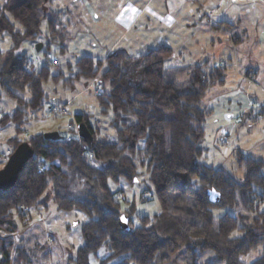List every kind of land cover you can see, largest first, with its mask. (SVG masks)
<instances>
[{
    "label": "trees",
    "instance_id": "obj_1",
    "mask_svg": "<svg viewBox=\"0 0 264 264\" xmlns=\"http://www.w3.org/2000/svg\"><path fill=\"white\" fill-rule=\"evenodd\" d=\"M2 1L0 33L10 35L12 47L0 49V98L15 101L17 108L0 117V126L14 124L19 133L28 113L44 105L43 84L51 79L57 83L63 74L57 71L52 76L50 67H59L56 60L55 65L44 61L38 71L28 69L26 55L18 50L24 42L44 40L47 50L56 46L62 53L66 32L58 13L47 11L48 0ZM171 56L172 49L161 45L137 58L115 51L104 60L83 57L66 63L69 72L78 70L75 79H97L100 113L110 116L115 140L99 137L90 114L81 113L70 126L84 124L92 137L90 146L81 139L45 140L42 134L6 141L9 155L21 143H27L33 155L15 185L0 191V264H30L31 249L16 247L13 236L26 212L46 208L50 200L58 211L77 210L87 216L80 226L83 244L70 259L74 264L98 260L102 248L109 255L99 264L112 259H121L116 264H178L179 259L198 264V255L204 252L213 256L201 264H246L240 258L259 247L258 257L248 264H264V211H259L264 203V162L236 153L242 170V181L237 182L224 170L199 161L208 114L201 101L211 87L223 83L224 68H168L165 63ZM131 64L138 72L135 79L128 75ZM70 133L77 135L76 129ZM144 175L160 210L134 225L133 207L122 210V190L112 191L108 184L110 180L133 184ZM225 207H240L243 212L236 217L213 216L212 209ZM121 215L128 219L125 229L119 226ZM237 230L241 235L231 237Z\"/></svg>",
    "mask_w": 264,
    "mask_h": 264
},
{
    "label": "rangeland",
    "instance_id": "obj_2",
    "mask_svg": "<svg viewBox=\"0 0 264 264\" xmlns=\"http://www.w3.org/2000/svg\"><path fill=\"white\" fill-rule=\"evenodd\" d=\"M166 2L169 5V0ZM171 2L175 8L169 6L167 10L169 17L180 21L185 9L190 8L194 11L193 26L188 29L174 26L170 31L161 32L157 31L154 22L146 25L142 21L140 26H147L144 31L146 41L163 40L161 42L168 44L172 49V56L165 63L166 67L205 65L207 71L214 67L224 68L223 83L211 87L201 101L208 114L203 124L204 139L201 143L203 154L199 161L214 169L224 170L234 180L241 182L242 170L236 164V153L240 152L264 162V0H171ZM2 4L3 1L0 0V7ZM13 24L16 31L22 32L21 26L15 22ZM41 29L42 32L45 31V21ZM84 34L91 40L103 35L100 31L94 33L87 31ZM42 42L45 43L44 40ZM121 44H124L123 40ZM35 45L24 42L19 48L30 63L28 69L38 71L44 65V61L50 62L54 59L59 67L57 69L50 67L52 76L57 71L62 72L63 76L57 79V83L51 79L43 84L46 97L44 105L28 113L27 119L20 126L23 131L16 132L14 124L6 125L5 129L0 126V151L5 154L7 150L5 142L15 136L25 139L51 131L58 132L62 138L72 136L70 130L76 128L75 125L70 126V122L74 121L76 114L81 113L90 114V123L99 127V137L114 141L113 129L109 125L110 116L100 113L102 109L98 106L96 95L101 89L100 87L97 89L96 80H92L94 85L87 89L86 86L91 81L82 77L75 79L78 70L72 69L69 72L66 69L67 61L72 62L85 56L83 51L71 50L60 53L58 47H50L47 50L46 44L44 46L42 44L40 51L37 52ZM11 47L10 35L0 33V49L7 51ZM85 52L88 50L85 49ZM129 52L136 56L146 51L138 47L129 49ZM182 78L185 79V76ZM78 93L79 95H76ZM22 97L27 98V94H22ZM65 106H68L67 114L51 112L52 108ZM16 108L15 101L5 96L0 98V117L5 114L11 115ZM141 145L139 143L138 147ZM4 163L0 156V168ZM108 185L112 191L122 190L123 199L126 201L120 202L122 210L133 207L130 216L132 224H138L141 217H151L159 212V204L153 191L148 190L149 183L145 175L138 181L135 179L133 184L122 182L117 185L111 182ZM259 211H264V203L259 204ZM242 212L240 207L212 209L215 218L223 215L236 217ZM77 213L87 217L77 210L58 211L51 200L46 208L29 210L25 213L23 221L18 222L19 230L13 236L15 246L31 249L28 256L30 264H74L70 259L75 258L76 250L83 244L80 226L87 221L82 220ZM74 224L76 227H73ZM240 235L241 232L237 230L231 237L237 238ZM259 252L260 247L251 251V256L250 253L244 256L246 259L243 261L246 264L251 263L258 257ZM108 255L109 252L102 248L97 254L98 260L91 258L90 264H99V260ZM212 256L210 252L199 254L196 263L210 261ZM120 260H108L105 264H116ZM177 263L185 264V260L179 259Z\"/></svg>",
    "mask_w": 264,
    "mask_h": 264
},
{
    "label": "crops",
    "instance_id": "obj_3",
    "mask_svg": "<svg viewBox=\"0 0 264 264\" xmlns=\"http://www.w3.org/2000/svg\"><path fill=\"white\" fill-rule=\"evenodd\" d=\"M166 1L167 0H48L46 8L48 12L58 13L61 27L64 28L66 32L65 50L62 53L71 50L83 51L82 53L85 56H81L80 58L89 57L94 60H104L115 51H124L130 57L137 58L143 55V53L134 56L129 52V49L141 47L147 52L161 45L168 46V44H163V42H161L163 40L151 39L146 41L144 31H146L147 26H140V22L142 23V21L145 22L146 25L154 22L155 25H157L158 32L164 30L170 31L174 26H178L180 29H188L194 25V11L192 9H185L182 13L183 17L180 18V21H177L167 14L169 13L167 11L169 6L172 9L175 8L174 3L169 0L168 5ZM87 31H93V33L100 31L103 35L91 40L85 37L86 35L84 33ZM126 37L127 39H125ZM162 37H164V35H162ZM122 40L124 44H121ZM153 41H155L154 44L152 43ZM155 43H157V45H155ZM85 49H87L88 52H85ZM77 60L72 62L67 61V63L74 64ZM128 75L130 79H135L137 77L138 72L135 70L134 64L128 66ZM95 80V82H97V79ZM92 83L93 81H91L89 85L86 84V88L92 87L94 85V83ZM98 88L97 85V89ZM76 95H79V93ZM9 152L10 149L7 147L6 153L1 156L3 161H6Z\"/></svg>",
    "mask_w": 264,
    "mask_h": 264
},
{
    "label": "water",
    "instance_id": "obj_4",
    "mask_svg": "<svg viewBox=\"0 0 264 264\" xmlns=\"http://www.w3.org/2000/svg\"><path fill=\"white\" fill-rule=\"evenodd\" d=\"M42 43L38 42L35 45L36 51H40ZM76 134L86 146H90L92 142L91 134L89 133L86 126L82 123L76 124ZM45 140H62V137L58 132H49L43 135ZM33 152L27 143H21L15 150L8 156L2 168H0V191H6L13 187L18 179V175L21 172L25 163L32 157ZM127 219L125 215H121ZM120 216V217H121ZM119 217V226L121 229H125L128 225L123 223Z\"/></svg>",
    "mask_w": 264,
    "mask_h": 264
},
{
    "label": "built area",
    "instance_id": "obj_5",
    "mask_svg": "<svg viewBox=\"0 0 264 264\" xmlns=\"http://www.w3.org/2000/svg\"><path fill=\"white\" fill-rule=\"evenodd\" d=\"M51 63H52L53 65L56 64V62H55L54 59L51 60ZM51 112L54 113V114H67V113H68V106L60 107V108H52V109H51ZM63 140H64L65 142L69 143V142H72V141H79V138H78L77 135H76V136H66L65 138H63ZM85 148H86V147H84V149H85Z\"/></svg>",
    "mask_w": 264,
    "mask_h": 264
},
{
    "label": "snow or ice",
    "instance_id": "obj_6",
    "mask_svg": "<svg viewBox=\"0 0 264 264\" xmlns=\"http://www.w3.org/2000/svg\"><path fill=\"white\" fill-rule=\"evenodd\" d=\"M19 51V50H18ZM25 99H27V98H25ZM34 114V113H33ZM17 129L19 130V125H17ZM225 154H227V150L225 151ZM4 155V152H2V151H0V156H3ZM58 163V162H57ZM109 183L111 184V180L109 181ZM78 215H80V218L82 219V220H87V217H85V216H83V215H81V214H79V213H77ZM120 220L123 222V223H127L128 221H127V219L125 218V217H123V216H121L120 217ZM73 227H76V225L74 224L73 225ZM250 256L252 255L251 253L249 254ZM241 260H244V259H246L245 257H241L240 258Z\"/></svg>",
    "mask_w": 264,
    "mask_h": 264
}]
</instances>
